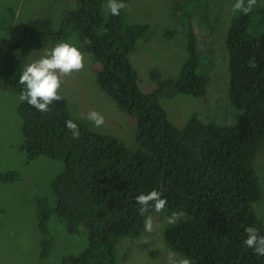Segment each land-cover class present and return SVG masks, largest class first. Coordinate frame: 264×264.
Returning a JSON list of instances; mask_svg holds the SVG:
<instances>
[{"label":"trees","instance_id":"obj_1","mask_svg":"<svg viewBox=\"0 0 264 264\" xmlns=\"http://www.w3.org/2000/svg\"><path fill=\"white\" fill-rule=\"evenodd\" d=\"M75 2V9L65 15L56 31L45 20H28L24 28L35 37L29 41L76 35L75 45L100 62L101 89L135 119L137 149L88 129L62 100L49 105L47 112L27 102L18 105L26 157L44 155L64 162L63 171L52 181L54 213L69 232L88 237L85 249L64 256L61 264H115L116 241L144 231L145 216L139 214L135 197L153 189L167 200L161 212L164 216L182 213L164 230L165 243L172 251L190 258L192 264H264V256L243 244L248 226L264 235L263 220L254 210L261 190L253 165L257 150L264 146V30L248 29L251 15L264 17V4L246 15L239 12L225 36L228 94L241 110L237 122L206 123L192 115L177 127L167 120L158 98L177 93L204 95L207 79L198 71L197 46L192 41L195 33L188 32V57L178 77L146 93L129 55L150 25L124 26L123 9L118 16L109 11L104 16L100 0ZM26 40L21 35L19 43ZM19 43L12 60L15 53L18 60L24 58L26 50L22 52ZM16 74L18 70H12L11 76ZM4 85L23 88L16 77ZM67 120L78 125L79 139L72 137ZM18 178L16 172L0 173L2 182ZM49 215L46 207L38 212L41 256L50 245L45 223Z\"/></svg>","mask_w":264,"mask_h":264},{"label":"rangeland","instance_id":"obj_2","mask_svg":"<svg viewBox=\"0 0 264 264\" xmlns=\"http://www.w3.org/2000/svg\"><path fill=\"white\" fill-rule=\"evenodd\" d=\"M100 1L101 11L107 16L106 0ZM233 3L234 0H129L128 7L122 11L124 26L150 25L129 55L140 88L146 93L153 91L160 82L174 81L178 77L188 57V32L195 33L192 41L197 46L198 71L207 79L204 95L177 93L158 98L167 120L177 127H182L192 115H197L203 122L221 125L234 124L241 116V110L231 102L228 94L225 36L229 23L239 13L233 11ZM263 4L264 0H257L254 8ZM75 7V0H0V173L19 174L13 181H0V264H61L64 256L77 255L88 244L84 233L69 232L64 220L53 211L56 197L52 181L63 171V160L44 155L33 159L26 157L21 148L23 137L17 110L21 103L18 101L20 91L4 85L14 77L19 79L24 66L39 58L44 49H50L60 41L78 43L74 34L64 40L37 37L29 41L35 37L24 28L28 20L38 18L56 31L61 20ZM263 18L251 15L248 29L264 30ZM21 35L28 40L19 43ZM16 43L22 52L26 50L21 60H18V53L12 60ZM83 53L84 69L62 78V101L88 129L113 136L136 150L135 119L125 114L101 89L97 76L100 62L90 52ZM14 69L18 74L13 77ZM90 110L104 116L101 127H95L87 119ZM261 146L253 160L261 190L254 210L264 223V146ZM43 207L50 210L45 222L50 245L47 253L41 256L43 235L38 212ZM149 215L153 217V231L144 229L139 235L119 238L115 245V264H165L172 251L164 240L167 216L155 211Z\"/></svg>","mask_w":264,"mask_h":264},{"label":"clouds","instance_id":"obj_3","mask_svg":"<svg viewBox=\"0 0 264 264\" xmlns=\"http://www.w3.org/2000/svg\"><path fill=\"white\" fill-rule=\"evenodd\" d=\"M257 0H234L232 9L234 12L248 14L256 6ZM105 7L111 15L118 16L122 9L128 5L124 0H106ZM85 43H90L87 39ZM85 56L70 41H60L50 49H44L43 54L27 63L19 75L18 83L23 86L18 96L19 102H27L39 112L49 111V105L59 102L64 97L60 94L62 79L70 76L73 72L82 71L85 67ZM87 119L95 127H101L105 120L104 116L96 110H90ZM66 127L71 131L74 139L80 138V130L73 120L66 121ZM136 203L140 206L138 212L145 216L144 229L147 232L153 231V217L148 213L154 210L161 213L165 210L167 200L162 197V193L156 189L144 194L141 193L135 197ZM182 213L174 212L169 215L167 223L173 225L177 222ZM246 238L243 244L251 248L258 256H264V235H260L254 226H248L244 229ZM165 264H192L188 257L178 256L175 252L170 251L166 257Z\"/></svg>","mask_w":264,"mask_h":264}]
</instances>
